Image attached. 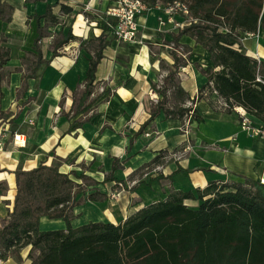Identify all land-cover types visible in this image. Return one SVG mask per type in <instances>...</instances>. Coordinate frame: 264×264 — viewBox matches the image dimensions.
<instances>
[{"label": "crops", "instance_id": "0c3cea01", "mask_svg": "<svg viewBox=\"0 0 264 264\" xmlns=\"http://www.w3.org/2000/svg\"><path fill=\"white\" fill-rule=\"evenodd\" d=\"M1 1L13 9L9 22L0 20V35L6 37L10 49V58L1 68L4 78L0 80V111L17 106L18 114L0 126V226L12 207L15 171L42 163L60 161L61 172L73 171L85 177L72 176L83 183L84 194L98 191L106 195L103 200L76 205L73 227L96 221L118 224L140 208L165 199L173 190L203 188L213 180L237 181L240 176L264 178V140L243 130L236 112L212 109L205 99L196 101L192 107L202 120L190 119L187 132L180 120L166 118L163 112L149 119L156 99L151 83L159 81L161 63L167 68L173 63L169 52L160 48V7L150 8L140 17L134 42H121L109 35L95 76L96 82L112 93L107 100L102 96L97 101L96 113L89 122L65 133L75 118L68 119L62 111L72 106L71 92L80 87L86 76L92 54V47L86 42L101 33L98 18L109 2ZM85 4L93 8L89 23L84 21ZM47 5L59 18L57 24L47 27L48 35L40 43L48 64L38 78L28 79L26 89L20 90L25 65L21 71L15 69L21 66L23 56L32 51L37 35L33 16L42 15ZM61 5L71 11L61 12ZM69 30L77 40L52 56L49 46L54 37ZM180 42L188 45L191 52L188 64L178 71L177 77L193 99L207 81L196 65L206 69L213 63L208 51L190 37L182 36ZM240 43L248 56L264 61L263 31L243 37ZM179 151H184L183 157L176 159L174 153ZM114 159L122 162L123 169L113 173L116 180L106 182L104 178L111 172ZM186 203L194 206L196 202ZM38 226L40 230H55L64 229L66 224L61 218L41 216ZM29 250L30 246L21 249L20 261L9 257L0 264H29Z\"/></svg>", "mask_w": 264, "mask_h": 264}, {"label": "trees", "instance_id": "16d2710c", "mask_svg": "<svg viewBox=\"0 0 264 264\" xmlns=\"http://www.w3.org/2000/svg\"><path fill=\"white\" fill-rule=\"evenodd\" d=\"M143 1L149 8L161 3L163 10L178 3L187 9L185 23L167 41L172 67L161 63L160 70L166 74L151 83L157 99L151 104L150 120L163 112L166 118L178 119L183 126L189 116L200 122L202 118L192 104L205 99L212 109L230 113L236 105L244 108L252 120L264 121V61L248 56L240 43L249 34L264 32V0ZM12 9L0 0V20L9 22ZM60 11L70 12L71 8L61 5ZM33 18L37 35L32 51L15 69L21 71L25 65L20 90L26 89L28 79L38 78L48 64L40 43L48 35L47 27L59 22L51 5ZM114 23L113 18L101 14L97 22L101 33L86 42L92 54L82 84L71 92L72 106L62 111L68 119L75 118L65 133L89 122L96 113L97 101L102 96L107 100L112 93L105 87L97 93L103 84L96 82L95 73ZM182 36L207 50L213 63L206 69L196 65L207 81L193 99L177 77L188 64L191 52L188 45L180 42ZM73 40L77 37L70 30L57 34L49 46L52 56ZM6 41L0 35V80L4 78L1 68L10 58ZM220 100L227 105L225 108L220 107ZM16 107L0 111V126L16 117ZM59 168L60 161H55L15 171L12 207L0 226V260L12 257L20 261L21 249L30 246L29 264H264V183L259 179L240 176V181L213 180L203 188L173 190L165 199L140 208L118 224L96 221L73 227L76 205L100 201L106 195L98 191L84 194L83 183L72 176L85 177L73 171L63 173ZM120 169L122 162L114 159L104 181L116 180L113 173ZM187 200L197 205L189 206ZM41 216L61 218L66 227L40 230Z\"/></svg>", "mask_w": 264, "mask_h": 264}, {"label": "built area", "instance_id": "2783aa9c", "mask_svg": "<svg viewBox=\"0 0 264 264\" xmlns=\"http://www.w3.org/2000/svg\"><path fill=\"white\" fill-rule=\"evenodd\" d=\"M108 2L109 5L106 7L103 13L115 20V23L113 24L111 29V35H113L114 38L121 42H134L137 38L138 31L140 30L138 20L150 8L143 0H111ZM83 11L84 13L90 15L93 11V8L90 4H85L83 7ZM177 11H179L178 14L176 13ZM184 15H187L186 6L180 5L178 3L168 5L163 10L161 9V13L158 17V26L160 30H162L167 25H171L173 30L181 27L185 23ZM84 21L86 23L90 22L89 17L85 14ZM252 35L253 34H249V36ZM257 60L259 61L260 59L257 58ZM165 74V72H162L159 79L162 78ZM257 80L262 82L260 77H257ZM103 89V85L98 87L99 91H102ZM218 103L220 107L222 106L223 108H225L227 106L222 100H220ZM190 105L191 103L189 102L188 106ZM233 111L238 114L239 125L243 130L248 131L252 136L256 138L264 140V121L252 120L246 110L240 106L233 105ZM190 119L191 117L189 116L183 126L184 132H187ZM15 138H17V136ZM183 154L184 151H179L174 153V157L176 159H181L183 157ZM259 180L261 183H264L263 177H260ZM111 197L114 198L115 194H111ZM1 261L2 260H0V263Z\"/></svg>", "mask_w": 264, "mask_h": 264}, {"label": "rangeland", "instance_id": "374dc122", "mask_svg": "<svg viewBox=\"0 0 264 264\" xmlns=\"http://www.w3.org/2000/svg\"><path fill=\"white\" fill-rule=\"evenodd\" d=\"M157 6L158 7H161L162 6V4L161 3H158L157 4ZM177 14L179 13V11H177L176 12ZM179 19V18H178ZM162 36H161V38H160V43L163 45L162 47H160L161 49H163V50H165V52L166 53H168V51L170 50L169 48H170V46L167 44V41H170V39L171 38H168V36H167V38H165L166 37V35H169L170 36V34L172 33V32H174L175 30H173V28L171 27V25H167L166 27H164L163 29H162ZM240 126V125H239ZM241 179L240 178H237V181H240ZM193 189V188H192ZM197 205V203H195L194 204V206H196Z\"/></svg>", "mask_w": 264, "mask_h": 264}]
</instances>
